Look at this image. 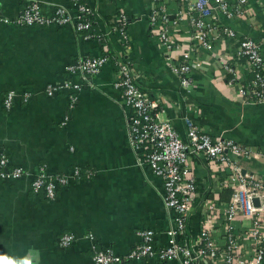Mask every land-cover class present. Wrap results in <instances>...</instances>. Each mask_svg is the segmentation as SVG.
Here are the masks:
<instances>
[{
  "label": "crops",
  "instance_id": "obj_1",
  "mask_svg": "<svg viewBox=\"0 0 264 264\" xmlns=\"http://www.w3.org/2000/svg\"><path fill=\"white\" fill-rule=\"evenodd\" d=\"M168 7L169 28L178 58L189 48L190 25L186 0H163ZM51 13L65 6L78 15L69 0H40ZM93 11L90 37L65 26H24L14 22L24 0H0V154L11 165L30 173L0 183V256L33 264H90L93 247L108 246L125 255L139 242V231L152 229L158 247L167 244L171 214L162 200V181L145 165L128 143L127 119L121 94L113 88L115 66L105 64L90 85L77 94L72 107L68 92L46 96L47 83L61 81L65 66L77 58L102 50L121 54L133 63L140 85L160 100L158 118L170 120L184 137V116H189L214 137H229L256 153L240 164L264 179V103L245 104L238 89L226 82L223 60L236 40L219 38L210 51L193 50L191 92L184 95L170 71L164 51L151 32V0H84ZM247 14L238 19L221 18L239 37L264 40V0H249ZM130 19L128 44L116 34L106 37L117 11ZM182 10V20L174 13ZM7 20V22L3 21ZM175 20V22H174ZM104 45V46H103ZM264 56V49H263ZM27 92L25 103L17 98L5 110V93ZM197 182L194 208L187 235L194 238L201 226H210L222 244L225 205L232 194L229 169L202 157L191 159ZM40 167L47 174H62L78 167L83 174L47 200L29 189L31 175ZM91 172L85 177V172ZM228 183V184H226ZM251 221L237 215L234 232H243ZM63 233L74 235L67 248L59 245ZM92 233L93 240L84 237ZM242 235V234H241ZM243 247L249 241L243 238ZM118 264H181L157 258L122 261ZM201 264H220L218 259Z\"/></svg>",
  "mask_w": 264,
  "mask_h": 264
},
{
  "label": "built area",
  "instance_id": "obj_2",
  "mask_svg": "<svg viewBox=\"0 0 264 264\" xmlns=\"http://www.w3.org/2000/svg\"><path fill=\"white\" fill-rule=\"evenodd\" d=\"M69 1L77 8L78 15H71L62 5L55 6L51 13H45L40 0H24V7L14 22L24 26L70 25L76 32L90 37L93 11L84 0ZM151 1L148 17L151 32L164 51L170 71L177 78L184 95H188L194 86L192 51H210L214 42L224 37L237 41L230 55L223 60L226 82L238 89L245 104L264 103V40L239 37L221 20L244 17L248 12L249 0H186L190 43L178 58L171 56V51L177 49L178 45L169 28L168 7L163 0ZM184 13L182 10L175 12V20H182ZM3 21L7 22L6 19ZM129 21L126 13L117 11L113 24L105 32L106 37L116 34L119 41L127 46ZM107 63L115 66L112 85L120 92L125 108L129 146L141 164L161 179L163 204L171 217L165 246H156L154 231L143 229L139 231V242L125 255L115 253L108 246H94L90 264H118L150 258L177 260L181 264H201L215 259L220 264H264V179L247 171L238 161L257 156L250 148L229 137L212 136L189 116L183 118L185 135L182 137L170 120L158 118L160 100L153 98L150 91L140 85L133 63L124 55L108 50L79 57L67 64L66 76L61 81L47 83L43 92L49 97L68 92L69 106L72 107L78 92L90 85L92 78ZM17 98L26 103L30 94L24 92L19 95L9 90L3 96L2 107L9 110ZM193 157H202L226 167L231 175L230 185L234 183L230 200L225 205L222 244L217 241L210 226L202 225L194 238L187 235L188 219L197 195V182L191 164ZM82 174L78 167L53 175L40 167L31 175L29 189L33 194L42 193L45 199L52 200L59 190L78 180ZM84 174L88 178L91 172ZM29 175L22 167L11 165L4 153L0 154V183ZM237 215L249 219L251 224L243 232L235 233L231 223ZM84 237L94 239L92 233ZM244 237L249 241L248 248L243 247ZM74 240L73 234L63 233L58 243L67 248Z\"/></svg>",
  "mask_w": 264,
  "mask_h": 264
},
{
  "label": "clouds",
  "instance_id": "obj_3",
  "mask_svg": "<svg viewBox=\"0 0 264 264\" xmlns=\"http://www.w3.org/2000/svg\"><path fill=\"white\" fill-rule=\"evenodd\" d=\"M0 264H33L32 260L25 259L23 261H15L5 256H0Z\"/></svg>",
  "mask_w": 264,
  "mask_h": 264
},
{
  "label": "water",
  "instance_id": "obj_4",
  "mask_svg": "<svg viewBox=\"0 0 264 264\" xmlns=\"http://www.w3.org/2000/svg\"><path fill=\"white\" fill-rule=\"evenodd\" d=\"M253 201H254V203H255L256 205L258 204V202H257V200H256V199H254Z\"/></svg>",
  "mask_w": 264,
  "mask_h": 264
},
{
  "label": "trees",
  "instance_id": "obj_5",
  "mask_svg": "<svg viewBox=\"0 0 264 264\" xmlns=\"http://www.w3.org/2000/svg\"><path fill=\"white\" fill-rule=\"evenodd\" d=\"M90 20H91V24H92V23H93V22H92V16L90 17ZM91 26H92V25H91Z\"/></svg>",
  "mask_w": 264,
  "mask_h": 264
}]
</instances>
